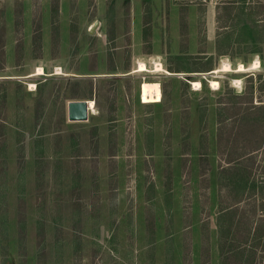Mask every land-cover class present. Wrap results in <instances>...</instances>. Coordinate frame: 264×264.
<instances>
[{
	"label": "rangeland",
	"instance_id": "rangeland-1",
	"mask_svg": "<svg viewBox=\"0 0 264 264\" xmlns=\"http://www.w3.org/2000/svg\"><path fill=\"white\" fill-rule=\"evenodd\" d=\"M233 214L264 222V0H0V264H221Z\"/></svg>",
	"mask_w": 264,
	"mask_h": 264
},
{
	"label": "trees",
	"instance_id": "trees-1",
	"mask_svg": "<svg viewBox=\"0 0 264 264\" xmlns=\"http://www.w3.org/2000/svg\"><path fill=\"white\" fill-rule=\"evenodd\" d=\"M229 213H232V211L231 210L227 211L223 209L219 213V217L224 219V221H226L225 218H227ZM232 216H233L232 217L233 222L231 223L232 225L227 224L225 226L224 242L220 245L221 264H226V259L231 256L235 258L237 264H251L255 258L254 256L255 253L252 252V249L248 244V240L250 237H256V239H258V244L261 241L260 244L264 250V222H260L258 226H257L258 222H256L255 224L252 223L248 227L246 226L245 229L240 224L241 223L240 220L234 219L236 215L233 214ZM231 227L233 228V230H231ZM241 228L243 229L241 230Z\"/></svg>",
	"mask_w": 264,
	"mask_h": 264
},
{
	"label": "bare ground",
	"instance_id": "bare-ground-1",
	"mask_svg": "<svg viewBox=\"0 0 264 264\" xmlns=\"http://www.w3.org/2000/svg\"><path fill=\"white\" fill-rule=\"evenodd\" d=\"M256 64H257V61H255L253 63V67H255ZM59 70H60V68L56 67L55 73L56 74L61 73V71H59ZM146 70H147V68H146L144 62H142V61L139 62L138 66L134 69L135 72H142V71H146ZM231 70H232V68L230 67V65L228 63H225V64H223V66L221 68L213 69L210 72H212V73L217 72V71H225L226 72V71H231ZM244 70H245V66L242 63H239L238 67L233 71L234 72H242ZM154 71H162V72H165L167 74H171L168 70L163 68V66L160 62L155 63ZM41 74H44V70L38 66L32 75L35 76V75H41ZM234 82L238 84L239 80L238 79L234 80ZM30 85L33 86V84H30ZM193 85L199 86L200 82L199 81H193ZM210 85L216 88L218 85V82L215 80H211ZM140 96H141V101L143 103L160 102L161 101V90H160L159 83L156 81L155 82L142 81V83L140 84ZM87 104H88V111L93 112L95 109L94 100L88 99Z\"/></svg>",
	"mask_w": 264,
	"mask_h": 264
},
{
	"label": "water",
	"instance_id": "water-1",
	"mask_svg": "<svg viewBox=\"0 0 264 264\" xmlns=\"http://www.w3.org/2000/svg\"><path fill=\"white\" fill-rule=\"evenodd\" d=\"M67 117L71 121H84L88 118L87 100H72L67 104Z\"/></svg>",
	"mask_w": 264,
	"mask_h": 264
}]
</instances>
